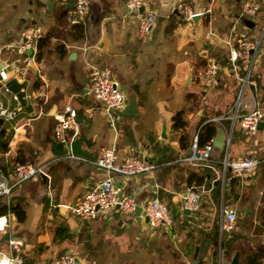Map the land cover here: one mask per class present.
<instances>
[{
  "label": "crops",
  "instance_id": "obj_1",
  "mask_svg": "<svg viewBox=\"0 0 264 264\" xmlns=\"http://www.w3.org/2000/svg\"><path fill=\"white\" fill-rule=\"evenodd\" d=\"M176 1L145 0L142 9H154L157 17L141 38L124 0H90L78 33L64 17L68 1L0 0V61L8 78L27 79V98L37 97L21 106L12 92L0 88V100L16 109L10 123L0 127L9 135L8 148L0 149V169L12 179L13 164L22 157L43 165L48 174L19 183L8 198L0 196V215L10 212L6 225L0 219L1 252L10 254L8 238L17 237L21 264H44L63 252L73 253L82 264H230L236 251L237 264H245L252 253H260L258 263L264 264V124L250 135L238 122L253 106L264 107V0H256L259 12L254 17L241 11L242 0H185L202 11L196 21L184 19L174 7ZM28 25L40 26L42 33L39 54L30 64L20 50V33ZM241 38L260 40L258 53L253 62L238 60L233 67L229 52ZM209 56L219 61L216 81L198 90ZM91 64L111 67L122 89L127 86L126 94L137 90L139 111L123 116L117 131L110 127L102 103L86 90ZM248 68L244 83L241 77ZM213 86L218 92L207 96ZM67 104L80 119L71 144L83 159L66 156L65 144L53 133L54 113ZM179 111L186 122L183 147V130L173 128ZM208 120L223 129V145H214L211 152L216 169L225 157H238L248 149L262 162L253 174L231 176L225 187L211 170L203 180L209 189L198 208L185 212L183 195L195 181V173L188 180L189 173L201 169L174 159L188 151ZM164 126L168 138L161 136ZM112 144L118 160L132 147L141 160L157 163L152 171L113 173V178L138 203L153 196L166 202L172 226L150 227L134 211L112 209L84 220L71 212L68 205L106 176L92 160ZM16 203L23 218L12 208ZM222 203L233 206L238 219L231 235L220 240ZM138 250L142 261L131 254Z\"/></svg>",
  "mask_w": 264,
  "mask_h": 264
},
{
  "label": "built area",
  "instance_id": "obj_2",
  "mask_svg": "<svg viewBox=\"0 0 264 264\" xmlns=\"http://www.w3.org/2000/svg\"><path fill=\"white\" fill-rule=\"evenodd\" d=\"M70 2V6L66 9L64 17L68 24H83L86 15L90 9V0H63ZM127 14L136 18V32L141 38L146 37L153 27L157 13L154 9H141L144 7L145 0H124ZM183 18L191 20L195 14L202 11H195L185 0H178L174 5ZM241 11L249 16L254 17L259 12V3L256 0H242L240 3ZM20 50L24 53L31 50V54L26 55V63L30 64L36 61L38 51V42L42 35L40 26L28 25L21 30ZM260 40H250L241 38L238 43L229 52V61L233 67H236L238 60L253 62L258 53ZM219 69V61L212 56L207 58L206 66L200 74V79L204 82L203 87H210L216 81V74ZM6 67L0 68V88L3 91H9L5 85L8 79ZM246 77H241L244 83L248 81ZM87 92L100 101L103 106L105 116L110 127L115 131L122 119V115L118 111L122 110L126 104L127 94L122 89L121 84L113 69L109 66L91 64L87 77ZM39 94H42L41 92ZM12 98L17 99L12 93ZM16 115V109L9 107L0 100V116L3 118L1 128ZM77 110L67 104L63 109L54 113V136L65 144L66 156L83 159V157L75 154L72 149V139L77 134ZM214 119H216L214 117ZM264 124V107L253 106L251 110L239 115L238 122L240 126L250 135H254L259 129V123ZM68 130H72L71 135L67 134ZM214 147V137L212 136L203 144L198 143L197 135L193 137L188 151L177 158L175 161H183L193 165H206L215 173L216 179H221L222 186H228L231 176H241L245 174H253L261 159L254 154L253 149H248L243 155L228 159L225 157L221 161L219 169H216L212 163V149ZM116 146L112 144L104 147L102 153L92 162L105 169L106 176L93 188L86 191L78 200L68 205L71 212L80 219H92L97 217L101 212L112 209H119L124 213L134 211L136 205L141 207V214L147 218L150 227L163 226L168 228L172 226L173 218L166 202L158 196L146 198L143 202L138 203L133 193L122 192L121 188L114 182L113 173H119L124 176L138 175L147 171H152L157 163L154 161L141 160L134 148L130 147L128 152L121 160L116 155ZM13 177L10 179L6 172L0 169V196L8 198L12 189L19 183L32 179L38 174L48 175L43 165H37L32 161H16L13 164ZM206 183H193L186 187L183 195V207L194 211L198 208L202 194L208 190ZM10 212L0 215L1 223L7 224ZM237 212L233 206L221 204V216L219 221V238L229 237L231 232L237 225ZM1 224L0 226H2ZM261 239L264 241V228L261 231ZM10 254L0 251L2 258L1 264H21L22 259L19 254L21 241L17 237L8 238ZM75 255L73 253H59L52 255L44 264H74Z\"/></svg>",
  "mask_w": 264,
  "mask_h": 264
},
{
  "label": "water",
  "instance_id": "obj_3",
  "mask_svg": "<svg viewBox=\"0 0 264 264\" xmlns=\"http://www.w3.org/2000/svg\"><path fill=\"white\" fill-rule=\"evenodd\" d=\"M142 9V7L140 8V10ZM200 14H195L193 16V20L196 21L197 18H199ZM27 54H31V50H26L25 51ZM264 57V56H263ZM0 65L3 67L4 66V62L0 61ZM10 69V67H8ZM7 69V68H6ZM203 81H200V85H203ZM28 81L27 79H23V80H19L17 77L15 76H11L9 77L6 81H5V85L7 87V89L14 93L17 97V100L19 102V104L21 106H25L27 103V99L29 98L30 101H35L37 99V97H28L26 95V87H27ZM123 89L126 91L127 90V86H123ZM136 91H129L127 93V100H126V104L124 106V108L120 111H118L119 114H121L122 116H127V115H134L136 113H138L139 109H138V104H137V97H136ZM76 121L80 122L78 113L76 115ZM3 122V118L0 116V127L1 124ZM263 122L261 121L259 123V127H262ZM162 138H168V135L166 134V130H165V126L163 128V133L161 134ZM223 129L221 127H216V135H215V140H214V145L221 147L223 145ZM139 157L141 158V154H139ZM185 212H189L188 208H184ZM141 207L139 205H136L134 208V213L137 215V219H141ZM147 218L145 217V220ZM9 232H6L4 237L7 239L9 237ZM74 264H82L79 260V258L77 256L74 257ZM238 263V251H236L230 261V264H237ZM15 264V263H13Z\"/></svg>",
  "mask_w": 264,
  "mask_h": 264
},
{
  "label": "trees",
  "instance_id": "obj_4",
  "mask_svg": "<svg viewBox=\"0 0 264 264\" xmlns=\"http://www.w3.org/2000/svg\"><path fill=\"white\" fill-rule=\"evenodd\" d=\"M80 25L81 24L74 25L76 30H77L76 31L77 33L80 30L79 29ZM40 46H41V39H39V42H38V49ZM38 54L39 53L37 52L36 55L38 56ZM173 118H174L173 128L175 130H181V129L183 130V132H181V136L179 137V139L181 140V144H182V141L184 139H186V133H184V128H185L186 122L183 120L180 111L178 113H175ZM215 131H216V125H215L213 120H208V121L204 122L201 125V128L199 129V131L197 133L198 143L203 144L206 140H208L209 138H211L214 135ZM4 134H5L4 130H1V132H0V149L3 151H5L8 148V139H9V135H4ZM181 146L182 147L187 146V143L184 144V142H183V144ZM19 160L26 161L22 157H20ZM195 166H197V168H200L201 170L199 172L191 171L189 173L188 180H190V182H191L192 178H190V176L193 177V173H195V176L193 177L195 179L194 183H196V184L202 183L204 178L207 176V173H209L211 171V169L206 165H200L199 164V165H195ZM211 173H212V171H211ZM231 180H232V178H231ZM225 194H226V192L224 193V195ZM18 206H19V204L16 203V204H13L12 208L15 211V214L17 215L18 219H20V218H23L24 213H23L22 209L20 211ZM214 240H215V244H219L218 234H216V235L214 234ZM215 252L216 251L214 250V253ZM260 255H261L260 253L249 254L245 264H259L258 259L260 258Z\"/></svg>",
  "mask_w": 264,
  "mask_h": 264
},
{
  "label": "rangeland",
  "instance_id": "obj_5",
  "mask_svg": "<svg viewBox=\"0 0 264 264\" xmlns=\"http://www.w3.org/2000/svg\"><path fill=\"white\" fill-rule=\"evenodd\" d=\"M200 87H202V85H200L199 84V86L197 85V88L196 89H201ZM218 92V89L215 87V86H213L212 88H210L209 90H208V92H207V96L208 95H210L211 93H214V92ZM166 229V228H165ZM131 254H134V255H138L139 257V259H141V261H142V251H136V252H132Z\"/></svg>",
  "mask_w": 264,
  "mask_h": 264
}]
</instances>
